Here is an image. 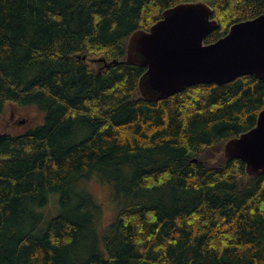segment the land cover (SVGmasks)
<instances>
[{"label":"trees","instance_id":"16d2710c","mask_svg":"<svg viewBox=\"0 0 264 264\" xmlns=\"http://www.w3.org/2000/svg\"><path fill=\"white\" fill-rule=\"evenodd\" d=\"M184 1L0 0V129L9 103L41 113L0 130V264H264V174L220 154L256 125L264 79L150 101L146 68L125 60L131 33ZM204 1L219 21L206 43L264 13V0Z\"/></svg>","mask_w":264,"mask_h":264},{"label":"water","instance_id":"95a60500","mask_svg":"<svg viewBox=\"0 0 264 264\" xmlns=\"http://www.w3.org/2000/svg\"><path fill=\"white\" fill-rule=\"evenodd\" d=\"M213 13L204 0L184 1L164 9L149 28L131 33L125 60L146 68L138 80L143 98L157 101L193 84L220 85L241 75L264 79V13L233 23L225 35L206 43L219 26ZM90 61L110 64L103 57ZM220 154L243 160L248 176L264 174V108L256 125L226 140Z\"/></svg>","mask_w":264,"mask_h":264},{"label":"rangeland","instance_id":"374dc122","mask_svg":"<svg viewBox=\"0 0 264 264\" xmlns=\"http://www.w3.org/2000/svg\"><path fill=\"white\" fill-rule=\"evenodd\" d=\"M100 64L102 63L95 62L94 66L99 67ZM40 117L41 113L36 108H19L17 105L9 103L7 104L2 117L0 130L10 132L24 131L29 126L34 125V123L36 124ZM22 120H24V122H21ZM87 186L104 208L105 215L103 221L109 222L113 212V205L110 202L111 193H109V189L96 177L90 178ZM57 209V207H54V210L50 214L57 213Z\"/></svg>","mask_w":264,"mask_h":264},{"label":"flooded vegetation","instance_id":"af4514ba","mask_svg":"<svg viewBox=\"0 0 264 264\" xmlns=\"http://www.w3.org/2000/svg\"><path fill=\"white\" fill-rule=\"evenodd\" d=\"M25 120V119H24ZM24 120H22L21 122H24Z\"/></svg>","mask_w":264,"mask_h":264},{"label":"bare ground","instance_id":"6f19581e","mask_svg":"<svg viewBox=\"0 0 264 264\" xmlns=\"http://www.w3.org/2000/svg\"><path fill=\"white\" fill-rule=\"evenodd\" d=\"M83 58H85V57H83Z\"/></svg>","mask_w":264,"mask_h":264}]
</instances>
